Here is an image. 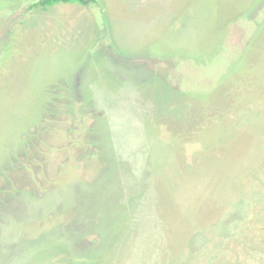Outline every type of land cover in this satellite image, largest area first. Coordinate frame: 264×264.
<instances>
[{
  "label": "rangeland",
  "instance_id": "1",
  "mask_svg": "<svg viewBox=\"0 0 264 264\" xmlns=\"http://www.w3.org/2000/svg\"><path fill=\"white\" fill-rule=\"evenodd\" d=\"M0 0V264H264V0Z\"/></svg>",
  "mask_w": 264,
  "mask_h": 264
},
{
  "label": "trees",
  "instance_id": "2",
  "mask_svg": "<svg viewBox=\"0 0 264 264\" xmlns=\"http://www.w3.org/2000/svg\"><path fill=\"white\" fill-rule=\"evenodd\" d=\"M92 0H40L38 3H33L32 6L42 5L44 7L53 6L58 3H79L82 5H88Z\"/></svg>",
  "mask_w": 264,
  "mask_h": 264
},
{
  "label": "crops",
  "instance_id": "3",
  "mask_svg": "<svg viewBox=\"0 0 264 264\" xmlns=\"http://www.w3.org/2000/svg\"><path fill=\"white\" fill-rule=\"evenodd\" d=\"M59 4V3H58Z\"/></svg>",
  "mask_w": 264,
  "mask_h": 264
}]
</instances>
